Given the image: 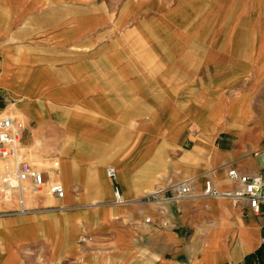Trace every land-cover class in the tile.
<instances>
[{
    "label": "crops",
    "instance_id": "crops-1",
    "mask_svg": "<svg viewBox=\"0 0 264 264\" xmlns=\"http://www.w3.org/2000/svg\"><path fill=\"white\" fill-rule=\"evenodd\" d=\"M2 116L65 194L11 191L0 264H264V205L201 196L264 177V0H0Z\"/></svg>",
    "mask_w": 264,
    "mask_h": 264
},
{
    "label": "built area",
    "instance_id": "built-area-1",
    "mask_svg": "<svg viewBox=\"0 0 264 264\" xmlns=\"http://www.w3.org/2000/svg\"><path fill=\"white\" fill-rule=\"evenodd\" d=\"M24 131L21 121L12 116L0 117V161L3 163V170L0 172V204L11 200V191L19 190L18 203L20 209L15 213L25 215L30 213L23 207L21 184L30 183V192L34 195L47 193L54 198L61 200L64 197V189L58 183H46L43 172L37 170L33 165L23 160L20 144V137ZM110 180L115 179V171L109 168L106 171ZM203 181L201 196L215 199H230L233 202L245 201L254 214L260 212L264 205V177L254 175H241L235 170L227 171L228 180L234 185L232 190L221 191L213 183L209 174H206ZM194 183L190 180L169 184L165 188H159L143 198L144 202L156 205L178 203L183 199L194 196ZM113 203H122V198L117 186H113ZM11 215L0 213V217ZM148 222V220H146Z\"/></svg>",
    "mask_w": 264,
    "mask_h": 264
},
{
    "label": "rangeland",
    "instance_id": "rangeland-1",
    "mask_svg": "<svg viewBox=\"0 0 264 264\" xmlns=\"http://www.w3.org/2000/svg\"><path fill=\"white\" fill-rule=\"evenodd\" d=\"M30 162V161H29ZM31 164H34V163H32V162H30ZM48 197V196H47Z\"/></svg>",
    "mask_w": 264,
    "mask_h": 264
}]
</instances>
